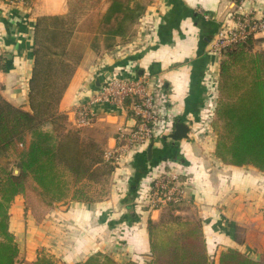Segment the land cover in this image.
<instances>
[{
	"label": "crops",
	"instance_id": "crops-1",
	"mask_svg": "<svg viewBox=\"0 0 264 264\" xmlns=\"http://www.w3.org/2000/svg\"><path fill=\"white\" fill-rule=\"evenodd\" d=\"M138 1L145 7L143 17L150 20L153 34L148 40L143 34L136 48L117 36V45L106 49L104 35L98 31L111 0H0V48L4 53L0 61V96L29 110L36 20L42 15L71 13L77 15L76 33L84 36L86 43L82 60L59 104L67 116V128L97 141L102 156L114 147L119 128L135 123L132 108L99 105L95 108V123L80 128L74 124L73 111L109 77L128 76L130 71L150 78L174 115L167 132L144 144L124 166L113 168L107 179L109 186L99 200L67 198L54 203L38 220L26 209L24 196L15 195L10 201V230L19 248L18 263L29 264L42 251L52 254L55 264H78L96 253L119 263L131 259L143 262L150 257L148 221H158L160 210L149 212L140 202L141 195L160 170L178 166L194 178L186 200L197 212L200 209L196 217L205 215L202 222L209 249L214 238L225 249L234 247L249 255L252 251L256 258L264 255V173L256 170L252 174L244 166L224 164L216 156L212 131L206 127L221 60L210 53L211 42L224 25H233L230 15L235 10L260 17L264 0ZM140 33L137 21L131 27L130 38H138ZM96 35L98 49H93L91 41ZM256 38L261 40L256 47L264 50V33ZM176 123L188 128V137L170 138ZM203 128V134H198ZM29 142L27 135L24 143H16L1 155L0 171H10L7 166L19 159ZM15 149L17 159L10 154ZM13 172L17 173L18 168ZM0 178L4 180L5 174L0 173ZM118 241L123 244L121 252L116 246Z\"/></svg>",
	"mask_w": 264,
	"mask_h": 264
},
{
	"label": "trees",
	"instance_id": "trees-1",
	"mask_svg": "<svg viewBox=\"0 0 264 264\" xmlns=\"http://www.w3.org/2000/svg\"><path fill=\"white\" fill-rule=\"evenodd\" d=\"M144 10L138 0H111L98 31L104 35L105 48H114L117 36L130 42L134 38H130L131 27L140 22ZM77 20V15L71 13L37 18L29 110L0 96V156L16 143H24L30 135L29 146L17 162L18 172L8 171L4 180L0 178V264H21L10 230V201L15 195L22 194L26 209L41 220L54 203L67 198L99 200L104 189L98 190L97 183H105L115 167L104 153L102 156L97 141L67 128V116L59 109L83 57V46L75 42ZM97 40L96 35L91 41L93 49H98ZM260 41L249 36L222 52L216 156L224 164L252 166L264 173V50L256 47ZM187 203L186 199L170 202L164 206L172 207L169 219L162 215L159 221H148L150 257L143 262L131 259L119 263L96 253L78 264H215L210 260L202 219L174 211ZM29 264H55V260L40 255ZM218 264H264V255L256 258L228 247L222 251Z\"/></svg>",
	"mask_w": 264,
	"mask_h": 264
},
{
	"label": "built area",
	"instance_id": "built-area-1",
	"mask_svg": "<svg viewBox=\"0 0 264 264\" xmlns=\"http://www.w3.org/2000/svg\"><path fill=\"white\" fill-rule=\"evenodd\" d=\"M230 19L233 25H224L211 42L209 51L214 56L221 57L224 49L234 43L249 36L256 37L257 34L264 33V13L257 17L253 13L237 9L231 13ZM148 23L150 20L147 17L140 19L141 33L138 38L130 41L129 46L136 48L142 41L140 37L143 34L146 39L150 38L154 27ZM3 55L0 48V61ZM152 85L150 78L138 76L133 71H130L128 76L114 74L100 86L95 94L74 108V124L79 128L95 123V108L99 105L113 106L119 110H124L127 106L132 108L135 123L120 127L116 145L104 152V158L116 167L124 166L131 155L144 144L161 137L174 121V115L169 112L166 102L161 100L158 91ZM206 127L207 129L210 127L209 122L206 123ZM203 130L204 128L198 134H203ZM193 184V176L184 167L160 170L141 195L140 202L151 209H158L170 202L175 203L186 199V191Z\"/></svg>",
	"mask_w": 264,
	"mask_h": 264
},
{
	"label": "rangeland",
	"instance_id": "rangeland-1",
	"mask_svg": "<svg viewBox=\"0 0 264 264\" xmlns=\"http://www.w3.org/2000/svg\"><path fill=\"white\" fill-rule=\"evenodd\" d=\"M75 42H77L78 44H81L82 46L86 43V39H85V37L84 36H80L79 35V33H76V35H75ZM84 48L85 47H83V51H84ZM218 77H219V74H218ZM218 79V78H217ZM212 103H210L209 104V107H208V110H209V115H208V122L210 123V127H208V131H210V129H211V131H212V146H215V150H216V142H217V129H218V125L221 123V121H220V119L218 118V116H217V113H216V107H217V103H218V98H219V93H218V80H217V85L214 87V90L212 91ZM212 106V107H211ZM210 131V132H211ZM208 134V133H207ZM21 147H19V149H20ZM16 152H17V150L15 149L14 151H13V153H11L10 152V154H11V156L13 157V158H15V159H17L16 157ZM14 159V160H15ZM213 159H215V157H213ZM13 160V161H14ZM19 160V159H18ZM18 160H16L13 164H11V165H9V166H7V169L9 170L10 169V171H12L15 167H17V162H18ZM226 165H228V166H233V165H229V164H226ZM2 168H3V166H1ZM234 167V166H233ZM245 168H247L246 170L249 172V173H256V168H254V167H252V166H244ZM114 168V167H113ZM259 171V170H258ZM8 171H0V173H4V174H6ZM107 179H109L110 180V176H109V178H108V176H107ZM106 182V181H105ZM107 182H108V180H107ZM109 186V182L108 183H103V184H97V188H98V190H99V188H102V189H104V190H106L107 189V187ZM191 202H189L188 201V203L187 204H184V205H182V206H180V210H175L174 209V211H175V213L176 214H181L182 216H188L189 218H194V215L193 214H198V212L200 211V209H199V211L197 212L196 210H198V209H196V210H194V205L193 204H190ZM165 206V205H164ZM164 206H162V207H160V208H158V210H160V217H159V220H160V218H161V216L162 215H164L163 217H165V219H169L170 218V215L168 214L169 213V209L170 208H172V207H164ZM56 207H58V206H56ZM56 207H54L53 206V209L54 208H56ZM174 208V207H173ZM175 208H177V207H175ZM198 208V207H197ZM146 209L149 211V212H152L154 209H151V208H149V207H146ZM203 209H201V211H202ZM195 212V213H194ZM200 213V212H199ZM201 214V213H200ZM205 216V215H204ZM204 216L203 217H199L200 219H203L204 218ZM158 220V221H159ZM205 225L206 226H208V227H210V225L209 224H207L206 222H205ZM211 228V227H210ZM203 230H204V228H203ZM209 236H210V234H209ZM211 237V236H210ZM213 237V236H212ZM118 240V239H117ZM214 238H212V249L210 250L209 249V251H210V260L213 262V263H215V264H218V262H219V258H220V255H221V253H222V251L223 250H225V248H223V244H218L217 243V241L215 240L214 242ZM223 245V246H222ZM116 246H118V248H119V250H120V252H121V248H122V246H123V244L120 242V241H118V244L116 245ZM46 249V248H45ZM227 249V248H226ZM38 252L40 251V250H37ZM44 251H42V254H40V255H45L44 253H43ZM47 252V251H46ZM243 252H245V251H243ZM254 252V251H253ZM249 253H251V255L253 256V254H252V251L250 252L249 251ZM49 256H52V254H48ZM150 256V254L148 255V257ZM26 257V256H25ZM53 257L55 258V256L53 255ZM25 263H26V260H25ZM28 264V263H27Z\"/></svg>",
	"mask_w": 264,
	"mask_h": 264
},
{
	"label": "water",
	"instance_id": "water-1",
	"mask_svg": "<svg viewBox=\"0 0 264 264\" xmlns=\"http://www.w3.org/2000/svg\"><path fill=\"white\" fill-rule=\"evenodd\" d=\"M176 130L174 133L169 134L170 138H173L174 140H178L181 138L188 137V128L181 123H176ZM152 144H150L151 147ZM150 147H149V152H150Z\"/></svg>",
	"mask_w": 264,
	"mask_h": 264
}]
</instances>
